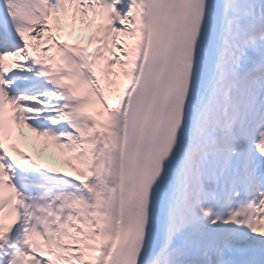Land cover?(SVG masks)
I'll use <instances>...</instances> for the list:
<instances>
[{
	"label": "snow or ice",
	"instance_id": "snow-or-ice-1",
	"mask_svg": "<svg viewBox=\"0 0 264 264\" xmlns=\"http://www.w3.org/2000/svg\"><path fill=\"white\" fill-rule=\"evenodd\" d=\"M0 264H264V0H0Z\"/></svg>",
	"mask_w": 264,
	"mask_h": 264
}]
</instances>
